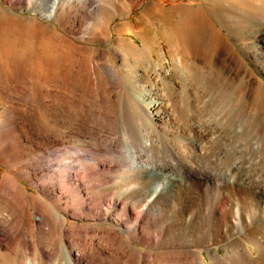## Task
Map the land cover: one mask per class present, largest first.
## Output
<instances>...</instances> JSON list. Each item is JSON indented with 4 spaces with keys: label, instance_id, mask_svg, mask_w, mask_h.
Returning <instances> with one entry per match:
<instances>
[{
    "label": "bare ground",
    "instance_id": "bare-ground-1",
    "mask_svg": "<svg viewBox=\"0 0 264 264\" xmlns=\"http://www.w3.org/2000/svg\"><path fill=\"white\" fill-rule=\"evenodd\" d=\"M86 1L106 20L119 14L129 15L126 3ZM206 1L210 10H207L209 16L206 14L203 18L201 35L205 55L201 66L205 78L202 85L187 84V116L201 112L207 104L222 106L226 110L225 118H229L224 130L185 123L186 113L177 106L178 83L165 79L166 83L159 88L157 78L161 69L153 61L151 48L142 41V46L123 41L125 55L132 57L135 64L122 56L119 67L127 74L128 69L137 72L139 65H145L148 83L144 87L122 78L106 58L101 64L93 61L85 77L73 78L69 74L59 78V105L50 109L53 121L47 125H40L35 116L3 104L4 98L9 97V85L25 76L23 52H18L9 69L0 67L4 70L0 71V155L4 162L16 167L12 170L9 165L8 173L0 180V264H264V225H257L256 221L248 224L245 220L231 224L232 209L221 203L218 178L232 188L241 187L254 198L259 197L263 205L264 184L254 185L250 181L239 157L237 161L222 147L215 148L218 140L229 141L237 126L238 134L254 139L257 149L264 152V115L252 113L247 104L250 97H264V84L257 79L247 84L251 75L249 67L234 46L224 42L222 32L210 20V17L218 18L230 34L239 36L247 34L243 26L250 22L256 28L252 31L264 40V0ZM35 2L37 13H46V18L56 24L75 14L73 21L79 27L81 11L74 0H68L65 11L61 0H17L15 3L0 0V16L10 22L36 25L33 18L15 14V11L30 10ZM122 24L126 28L129 23ZM51 28V37H56L57 29ZM27 37L23 33L13 38L25 40ZM217 43L222 45L219 50H216ZM11 51L7 47L3 55ZM41 62L42 59L37 61L36 68L42 75L40 81L44 82L47 74ZM62 64L67 69L68 65ZM18 100L24 104L19 106H26L27 92L24 94L21 89ZM31 116L36 124L32 123ZM30 126H37L32 129L40 133V146L36 149L39 153L47 154L48 150L64 145L65 140L71 143L72 138L77 139L75 144L80 146L81 154L73 150L76 157H72L78 161L77 166L70 167L71 163L67 162L43 164L31 157L27 160L21 143L30 141ZM216 133L218 137L212 141ZM106 135L109 138L105 139ZM188 135L193 136L189 144ZM14 142L20 144L18 148ZM121 143L130 164L119 174L118 163L112 164V161L108 165L101 158L110 153L120 154L116 149ZM65 151L66 148L48 157L55 158ZM201 157L207 161L206 166L201 164ZM84 160L91 165H85ZM72 168L76 171L71 177L69 169ZM16 177L34 185L39 196L29 194ZM204 185L216 191L209 207L202 190ZM106 187L110 194L104 199L101 194ZM62 198L67 201L64 210L59 201ZM113 208L116 215L107 217ZM58 212H68L75 222L64 226L62 214ZM106 222L118 225L122 231L105 225ZM245 228V234L236 235L237 230L244 233ZM133 244L152 252L143 258ZM249 246L256 249L255 257L249 253Z\"/></svg>",
    "mask_w": 264,
    "mask_h": 264
},
{
    "label": "rangeland",
    "instance_id": "rangeland-1",
    "mask_svg": "<svg viewBox=\"0 0 264 264\" xmlns=\"http://www.w3.org/2000/svg\"><path fill=\"white\" fill-rule=\"evenodd\" d=\"M10 1L12 3L17 2V0ZM74 2L81 11V13H79L78 15V21L80 23L79 27L76 25L77 21H73L76 18L75 14H71L70 19L62 18L61 20H59V22H57V24L52 19L46 18V13L38 14L36 11L37 2L33 4L30 10L15 11V14L19 16L33 18L37 22L36 25L33 23L22 24V22L17 21L10 22L5 20L4 17L0 16V67H2V69H9L11 64L14 63L15 58H17L18 52L22 51V61L23 63H25L26 68L25 76L22 79L17 78L16 80L18 81L15 80L13 82V85H9V97L6 96L4 98L5 102H3V104H9V106H11L15 111H22L24 112V114L35 116L38 119L40 125H47V123L53 121V118L50 117V109H52L54 106L56 107L59 105V78H62V76L69 74L73 78L85 77L88 72V66L91 62L95 61L96 63L101 64L103 63L105 58L109 63L111 62V65L113 64V66H115L122 78H126L130 83L134 82L140 87H144L148 83V79L145 76V65H139L140 67L137 72H134L133 69H128L127 74L122 72L119 67V59L122 56H124L125 59L132 65L135 64V62L132 60V57L125 55L123 51L125 44H123V41L134 43L139 46H142V42H144L151 48L153 61L155 64L158 63L157 65L161 69V75H159V77L157 78V81L160 84L159 88H162V83H166L165 79H171L172 81H176L178 83L179 88L176 89L178 96L177 106L179 109L183 110L186 113L185 123L187 125L209 126L213 130L222 128L223 130L225 129L224 127L228 125L226 120H228L229 118H225L224 114H226V110L222 106H218L217 109L216 107L207 104L201 110V112L199 111V113H197L195 111L193 114L187 116V84L202 85V81H204L203 79L205 78V74L202 71L201 66L205 59L201 35L203 18L206 14H208L207 10H210V8L207 7L208 2L206 0H115L116 4L126 3L128 5L129 8L127 9V13H129V15L126 17L122 14H119L114 16V18L110 20H106L105 16L100 12L95 13L88 1L74 0ZM61 5L62 10L64 9L63 11H65L68 7V0H61ZM94 13L96 15H94ZM102 16L104 17V19L102 18ZM207 16H209V14ZM211 18L212 17H210V20L214 22L215 28L222 32L224 42L229 45H233L237 54L249 67L251 75L247 79V84H249L252 79L260 80L264 84V40H261L259 38V35L255 34L252 31H255L256 29L254 25L250 22L245 23L243 28L245 27L247 34L245 35L241 33V35L239 36L238 34L235 35L234 33L230 34L225 27H222L223 24L218 18ZM102 19L104 21H102ZM123 22H127V24L129 23L126 28L124 24H122ZM52 26H55V30L57 29L56 37H51ZM106 26L108 28H106ZM246 26L248 27L246 28ZM27 31L28 33H26ZM23 33L28 36L27 39L16 40L15 38H13ZM50 38H52L53 40H51ZM43 40L48 41L43 42ZM14 44L15 46H13ZM7 47H11L13 51L9 52L8 55H3ZM220 48H222V45L217 43L216 50H219ZM103 51L106 52L103 53ZM71 53L74 55L70 56ZM41 59L42 62L40 64H42V69L44 68L46 70L45 75L47 74L46 77L43 78V80H45L44 82L42 81L43 83L39 79L42 76L41 72H39L36 68V64H38L37 61ZM64 59H67L66 61L69 62L67 63ZM73 61L75 62L73 63ZM64 62L66 63V66L68 65L67 69L64 68L65 64H62ZM189 62L195 63H193L192 65H188ZM59 72H62V74ZM183 83L185 86L183 85ZM22 85L24 87H21ZM17 87L20 90L22 89L24 94H26L27 92L28 103H25L26 106H19L24 104L22 101L18 100L20 90ZM196 89H200V86H197ZM56 100H58V102ZM46 104H48L47 107ZM247 104L252 113H256V115H264V97H250L247 101ZM32 116L31 121L33 124H36L37 122L33 119ZM30 127L32 130L31 131L29 128L30 141L21 143L23 144L22 147H24L22 149L23 152L28 155V157L26 158L27 160L31 157L43 164L50 161L51 164L67 162L71 163L70 167L77 166L78 161L72 159V157H76L75 151L76 153L81 154V151L78 150L80 149V146L75 144L78 141L77 139L72 138L73 143H70L69 139H64L66 141L64 145L52 148L53 150L50 149L51 151L48 150L47 154H43L42 152L39 153L36 151V149L40 146V133L33 130L36 129L37 126ZM237 128L238 127L236 126V128L233 129V135L229 141H224L223 139H221V142V140H218V145L216 144L215 148L222 147L226 153H230L233 158L235 157L234 159H236L237 161L240 158L239 160L241 162L239 161V163H241L244 169V173L250 179V181L254 185L260 183H262L260 185H263L264 152L262 149H257L254 139L248 137L247 135L243 136L238 134ZM57 129L58 128L55 126L54 130L58 131ZM188 137H190L187 142L189 144L192 141L193 136L188 135ZM217 137L218 133H216V135L211 140L215 141ZM106 138H109V136L106 135L105 139ZM238 139H240V143ZM123 141L124 143H126V140L123 139L122 142ZM18 145L20 144L16 142L15 147L18 148ZM240 146H243V149ZM65 148L67 149V152L65 151L64 153L57 154L55 158L50 156L49 159L48 154H54L55 152L64 150ZM236 149L238 151H236ZM116 151L120 152V154L114 153L113 155V153H110L106 156H103L101 159L102 162H105L108 165H110L109 163L112 161V164L114 162L118 163L120 165V169L117 173L121 174L127 170L126 168H128L130 164V159L128 154L125 153L126 151L122 143L119 144V148L116 149ZM212 152H214V150H212ZM32 153H35L36 155ZM259 159L261 160V162L263 161V164L260 163V161L258 162ZM200 162L204 166L207 165V161L203 157H201ZM83 163L85 165H91V163L87 160H84ZM252 163H254L255 165ZM259 163L260 166L258 167L257 164L259 165ZM9 165H11L10 167L12 170L16 169V167H14L15 164H8L7 162H4L0 155V180L5 174L8 173L7 167ZM252 167L256 168L255 171H252ZM256 170H259L260 172ZM75 171L76 170L74 168L69 169V172H71V177L74 176ZM251 173L253 176L251 175ZM113 174L115 175L114 172H111V175ZM119 174H116V176H118ZM256 178L260 179L256 180ZM16 179L23 185L24 188H26V191L29 194L39 196V192L36 190L34 185L29 184L20 177H16ZM255 180L258 182H256ZM117 181L118 180H116V182ZM218 185L219 193L222 195L221 203L223 205H226L229 210L232 209L230 215L231 224L234 225L237 220H245L248 224H250L252 221H256L257 225H264V205L259 197L254 198L253 195L250 194V192H248L247 190L243 191L241 187L239 189L237 186L232 188L230 185L225 184V181L222 178H218ZM202 190L205 191L206 205L207 207H209L213 201V197H215L216 191L213 187H209L208 185H204ZM103 191L104 193L101 194V197L107 199L110 191L107 187ZM61 200L59 201L62 204V209L64 210V205L67 201H65L66 199L63 198ZM46 201V203L50 204L48 200ZM88 204L90 203H87V205ZM37 210L39 213H42V209L39 206H37ZM114 211V208L113 210H110L107 217L111 218L113 215H116V211ZM79 212H82L81 208ZM58 213H60V215L62 214L61 224H63L64 226L68 227L71 223L75 222L72 218L69 217L68 212ZM232 217L234 220H232ZM114 221L120 223L117 221V219ZM82 223L85 224L86 222ZM88 223L96 224V222ZM104 224L122 231V228L114 223L110 224V222H106ZM245 231L246 228L244 229V233H242L241 230L240 232L239 230H237L236 235H238L239 233L245 234ZM135 248H137V250L139 249L143 258H145L144 254L152 252V250L146 249L145 247L135 245ZM248 249L250 251L249 253L252 256L255 257L257 255L256 249L254 247L249 246ZM202 253L206 258V253L204 251H202ZM219 254L222 255L221 250H219ZM1 255L2 252L0 253V257ZM3 259L8 261V258Z\"/></svg>",
    "mask_w": 264,
    "mask_h": 264
}]
</instances>
